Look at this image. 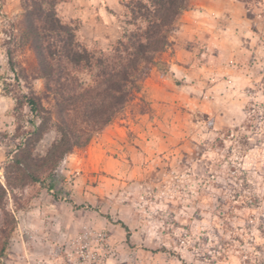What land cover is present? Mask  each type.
I'll return each mask as SVG.
<instances>
[{"label": "rangeland", "instance_id": "obj_1", "mask_svg": "<svg viewBox=\"0 0 264 264\" xmlns=\"http://www.w3.org/2000/svg\"><path fill=\"white\" fill-rule=\"evenodd\" d=\"M129 1L55 11L100 56L145 26ZM196 7L206 16L192 19ZM21 12L0 0V183L15 218L0 264H71L80 250L95 264H264V0H189L133 99L41 182L10 189L4 165L19 144L31 137L43 156L58 138ZM74 75L92 84L91 69ZM36 96L44 111L32 113Z\"/></svg>", "mask_w": 264, "mask_h": 264}, {"label": "trees", "instance_id": "obj_2", "mask_svg": "<svg viewBox=\"0 0 264 264\" xmlns=\"http://www.w3.org/2000/svg\"><path fill=\"white\" fill-rule=\"evenodd\" d=\"M60 0H21L17 28L20 39L35 54L39 75L47 93L53 94L54 120L58 138L43 156H35L31 137L21 142L4 165L7 188L41 182L40 174L50 175L63 156L83 145L88 130L107 125L115 113L139 91L142 69L154 61V54L169 44L168 34L189 0H130L125 7L134 18L145 22L143 28L122 34L109 54L95 56L77 39L73 26L58 17L55 6ZM92 70V84L83 86L75 69ZM32 113L44 111L41 97L27 100ZM48 118H44V122ZM50 119V118H49ZM43 121L32 135L42 132ZM85 134V136H84ZM85 138H84V137ZM6 187L0 183V256L8 244L15 218L5 211Z\"/></svg>", "mask_w": 264, "mask_h": 264}, {"label": "built area", "instance_id": "obj_3", "mask_svg": "<svg viewBox=\"0 0 264 264\" xmlns=\"http://www.w3.org/2000/svg\"><path fill=\"white\" fill-rule=\"evenodd\" d=\"M79 256L74 259H71V264H95L94 261L91 262L89 252L86 250H80Z\"/></svg>", "mask_w": 264, "mask_h": 264}, {"label": "crops", "instance_id": "obj_4", "mask_svg": "<svg viewBox=\"0 0 264 264\" xmlns=\"http://www.w3.org/2000/svg\"><path fill=\"white\" fill-rule=\"evenodd\" d=\"M215 2V1H214ZM207 9V11L209 10L208 8H206ZM187 13H189V14H191L192 13V15H193V18L192 19H194V17H199V16H206V14L205 13H208V12H206L205 10H200L199 8H194V9H192V10H190V11H187ZM195 15V16H194ZM196 19H198V18H195V20Z\"/></svg>", "mask_w": 264, "mask_h": 264}]
</instances>
